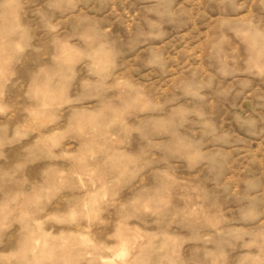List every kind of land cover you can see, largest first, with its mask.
Returning <instances> with one entry per match:
<instances>
[{"label": "rangeland", "instance_id": "rangeland-1", "mask_svg": "<svg viewBox=\"0 0 264 264\" xmlns=\"http://www.w3.org/2000/svg\"><path fill=\"white\" fill-rule=\"evenodd\" d=\"M0 264H264V0H0Z\"/></svg>", "mask_w": 264, "mask_h": 264}]
</instances>
